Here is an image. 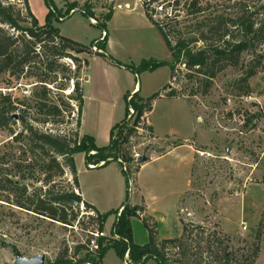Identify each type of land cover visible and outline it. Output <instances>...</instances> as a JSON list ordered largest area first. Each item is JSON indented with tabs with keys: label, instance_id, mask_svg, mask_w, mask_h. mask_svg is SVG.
I'll use <instances>...</instances> for the list:
<instances>
[{
	"label": "rangeland",
	"instance_id": "rangeland-1",
	"mask_svg": "<svg viewBox=\"0 0 264 264\" xmlns=\"http://www.w3.org/2000/svg\"><path fill=\"white\" fill-rule=\"evenodd\" d=\"M137 1L150 4V11L159 5H152L150 0H52L60 18L51 19L52 27L60 36L83 47H91L100 41L101 28L80 11H91L97 24H105L110 55H81L87 66L80 77L84 75L88 80L85 82L80 78L78 81L82 94L80 138L90 137L100 148L109 145L110 131L114 126L125 123L128 128L133 127L137 116L134 106L140 105L138 98L146 100L162 92L170 79L168 67L139 74L131 71L143 61L170 62L158 32L150 23H141L143 8L134 4ZM173 1L165 0L164 5L168 6ZM200 1L223 7L221 0ZM27 2L38 25L43 26L48 14L44 0ZM124 2L132 10H127ZM71 4L77 8L66 15ZM117 4L121 8L116 10ZM166 8L168 12L172 9L171 6ZM108 12L114 15L109 23L104 21ZM159 18L163 19V16L159 14ZM62 63L74 70L70 60L64 59ZM185 73L182 66H176L175 79L170 82V87L180 95L185 86ZM240 75L239 68L228 67L213 79L206 95L187 97L183 93L180 99L185 100L189 108L182 101L164 96L153 100L149 116L145 115L146 120L149 118L151 122L152 135L143 131L133 134L126 138L122 146L124 153L134 161L138 158L151 160L137 176L134 174L137 165L126 164L131 184L118 162L88 169L82 154L74 156L79 192L91 200L100 215L107 216L103 228L104 244L113 240L110 236L116 217L114 213L128 203H140L141 195L148 209L157 211L166 204L162 208L164 220L156 223L159 240H164L160 237H179L180 220L228 237L233 249L241 248L242 241L251 244L258 233L259 253L255 264H264V71H257L249 79L247 88L235 83ZM27 83L15 84V88L8 92L17 98L29 97L32 88ZM72 84L70 82L59 94L66 103L65 98L72 94ZM133 84H136L135 93L139 92L140 97L127 98L125 90ZM6 87V78L1 76L0 92H7ZM68 103L74 109L69 118H65L64 125H39L38 128L59 131L70 137L76 131L77 113L76 103ZM20 129L18 123L11 127L14 132ZM10 139L8 131L0 130V154L4 150L3 145ZM185 143L195 150L190 176L187 177L186 166L180 160L184 151L177 150L165 158L169 161L165 166L162 161L153 160L166 149ZM5 167L10 168V165ZM161 172L165 177L159 176ZM148 179L155 186L146 187ZM41 187L40 183L36 186ZM169 187L186 192L181 196L175 192L176 195L171 196ZM59 188L63 186L59 185ZM6 196L2 193L0 199V264H15L16 254L24 259L42 255L44 264L52 263L64 251L67 257H72L73 248L89 241L90 233L97 231L95 219L85 216L81 204L74 209L76 220L71 226H64L6 203ZM131 226L135 241H145L147 232L142 222L132 219ZM87 252L91 254L93 251L81 250L75 259L83 258ZM126 256L124 261L129 263ZM89 257L91 259L92 256ZM124 261L109 250L102 264H124ZM145 264L156 262L149 260Z\"/></svg>",
	"mask_w": 264,
	"mask_h": 264
},
{
	"label": "trees",
	"instance_id": "trees-1",
	"mask_svg": "<svg viewBox=\"0 0 264 264\" xmlns=\"http://www.w3.org/2000/svg\"><path fill=\"white\" fill-rule=\"evenodd\" d=\"M150 1L152 5H159L150 11V4L142 3L144 15L160 35L170 62L143 61L131 71L139 74L168 67L169 82L162 92L146 100L138 98L140 105L134 106L137 116L133 127L128 128L125 123L114 126L109 145L100 148L90 137L80 138L77 132L82 108L78 81L87 66L81 55L108 56L107 34L91 47H83L60 36L52 27L51 19H60L52 0H44L48 14L43 26L38 25L27 0H0V77L6 78L7 85V92H0V130L8 131L11 137L0 154V199L2 193H6V203L38 218L71 226L77 217L74 209L80 204L92 210L82 202L78 191L75 155H84L88 169L90 166L103 168L118 160L134 163L136 174L140 164L127 156L122 146L126 138L137 134V124L143 132L152 135L151 127L145 120L139 122V118L150 113L153 100L161 96L178 99L183 93L187 97L204 96L217 74L228 67L240 69V78L235 83L244 88L257 71H264V0H221L223 7L209 2L203 4L200 0H174L168 6L164 5L165 0ZM170 6L172 9L168 12L166 7ZM76 8L71 4L66 15ZM83 12L89 19L93 18L91 11ZM110 18L111 12H108L104 21ZM96 25L105 32L104 23ZM92 47L96 51H92ZM64 59L71 61L74 70L62 63ZM176 66L186 71L182 95L170 87ZM24 81L32 88L29 97H13L8 90ZM70 82H73L72 94L65 99L76 103V131L69 137L59 131L40 130L39 125L61 127L65 118L73 113L74 106L59 95ZM16 123L21 128L18 132L11 130ZM125 173L132 183L128 171ZM39 183L44 190L36 188ZM59 185L63 188L57 189ZM120 209L119 215V210L114 213L111 228V235H116L117 239L108 244H104V238L97 239L98 250L76 260L81 250H88L89 241H86L73 248L72 257H67L64 251L50 264H102L109 250L122 262L127 255L129 264H145L149 260L156 264H255L258 257V233L251 244L242 241L241 248L233 249L228 237L180 220L179 237L159 240L156 221L142 207L128 203ZM95 215L97 231L103 232L107 216L97 212ZM132 218L139 219L146 229L144 245L132 241Z\"/></svg>",
	"mask_w": 264,
	"mask_h": 264
},
{
	"label": "crops",
	"instance_id": "crops-1",
	"mask_svg": "<svg viewBox=\"0 0 264 264\" xmlns=\"http://www.w3.org/2000/svg\"><path fill=\"white\" fill-rule=\"evenodd\" d=\"M69 3H71V2H69ZM137 3H139V5H137ZM134 4L137 6V7H139L140 5L142 6V4L139 2V1H137L136 3L134 2ZM123 6L127 9L128 7L127 6H129V4L127 3V2H124V4H123ZM119 8H121V5H119V4H117L116 5V10L117 9H119ZM143 8V7H142ZM127 10H132V9H130V8H128ZM114 11V7H112L111 8V12H113ZM74 12V10H71L70 11V13L69 14H71V13H73ZM81 13V12H80ZM82 14V13H81ZM113 14V13H112ZM94 18V17H93ZM92 18V19H93ZM113 18H114V15H111V18H110V20H113ZM110 20L107 22V23H109L110 22ZM142 20H143V22H141V23H150L148 20H147V18L145 17V15H144V10H143V18H142ZM98 22V21H97ZM143 24V25H144ZM149 25H151V24H149ZM152 26V25H151ZM143 27V26H142ZM153 27V26H152ZM156 30V29H155ZM105 33L106 32H101V36L99 37V40L101 41L102 39H103V37H104V35H105ZM109 39H108V34H107V38H106V51H107V54L108 55H110L109 54ZM84 80L85 82H86V80H88V79H86V78H84V75H82L81 76V80ZM135 91H136V84H133L132 85V87H130V89L129 88H127L126 90H125V93H126V97L128 98V97H130V96H133L134 94H135ZM137 95L139 96V92L137 93ZM140 97V96H139ZM162 97V96H161ZM141 98V97H140ZM142 99V98H141ZM172 100H175V101H182L188 108H189V106H188V104L186 103V101L185 100H183V99H180V98H178V99H172ZM190 110V109H189ZM148 116H149V114H148ZM80 124H81V115H80ZM147 124H148V126L149 127H151V129H152V125H151V122L149 121V118L147 119ZM152 131H153V129H152ZM78 135H79V137H81L80 136V127H79V129H78ZM177 150H179V151H184V154H183V156H182V158H180V160L181 161H183V164H185V166H186V169H187V171H188V173H187V177L188 176H190V164H191V161H192V155L195 153V150L193 149V146H190V145H188V144H183V145H180V146H177V147H173L172 149H166L162 154H160L159 156H157L156 158H154L153 160H159V161H162L163 162V165L165 166V165H168L169 164V161L168 160H165V158H167L169 155H172V154H174L175 153V151H177ZM83 155V154H82ZM84 156V155H83ZM164 159V160H163ZM75 161V160H74ZM149 161H151V160H149ZM149 161H147V162H145V163H142V164H140V166H139V168H138V172L135 174L136 176L138 175V173L140 172V170L141 169H144L145 168V166L148 164V162ZM118 162V161H117ZM119 163V162H118ZM120 164V163H119ZM121 165V164H120ZM122 166V165H121ZM90 168H93L92 166H90ZM123 169V168H122ZM164 176V174L161 172L160 173V175L159 176ZM165 177V176H164ZM151 184L153 185V186H155L154 185V183H153V181H150V179H148L146 182H145V186L146 187H150L151 186ZM168 184H172L171 182H169ZM186 184L187 185H189L188 184V180L186 181ZM144 186V185H143ZM187 187V186H186ZM169 190H172V191H170L169 193H170V195L172 196V195H176L175 194V192L177 193L178 192V196H181V195H183L185 192H186V190H183V191H175V187H169L168 188ZM78 191H79V189H78ZM79 194H80V197H81V199H82V202L83 203H85V204H87L88 206H90L91 208H92V210H94L95 212H97V213H99L98 212V209L95 207V205L91 202V200L90 199H88L87 197H85V196H83L82 195V193L81 192H79ZM139 200H140V203H138V204H136V203H131V205H133V206H140V207H142L143 209H144V212L147 214V215H149V216H151V217H153L154 218V220L156 221V223L158 224V222L160 221V220H164V212H163V210H162V208H165V205L163 204L161 207H160V209L159 210H155V209H148V206L147 205H145V203L143 204V197L140 195V197H139ZM120 208H122V206L120 207ZM119 208V209H120ZM118 209V210H119ZM94 212V213H95ZM158 217H159V219H158ZM132 219H136V218H132ZM132 219H130V227H131V232H132V241H133V243L134 244H138V245H144L146 242H147V237H146V239H145V241H135V239H134V235H133V230H132V226H131V220ZM160 239H165V238H161L160 237ZM166 239H169V237L168 238H166Z\"/></svg>",
	"mask_w": 264,
	"mask_h": 264
},
{
	"label": "built area",
	"instance_id": "built-area-1",
	"mask_svg": "<svg viewBox=\"0 0 264 264\" xmlns=\"http://www.w3.org/2000/svg\"><path fill=\"white\" fill-rule=\"evenodd\" d=\"M80 12L82 14L84 13L83 11H80ZM89 20H90L91 23H93L95 25L97 24L93 19H89ZM92 51H96V49L95 48H92ZM130 112L132 113L131 109H130ZM143 120H145V123L147 124V120H146V116L145 115H143L142 117L139 118V122H142ZM135 130L137 131V133L142 132V130L140 129V125L139 124L136 125ZM118 162L122 165V168L124 169V171L127 172L126 164L123 163V162H121V161H119V160H118ZM129 184H131V183L129 182ZM81 207H82V209L84 211L83 213L85 214L86 217L96 219V215H95V213L92 210H90V209L85 210V208H83V205L82 204H81ZM121 210L122 209H119L118 215L120 214ZM90 237L91 238L89 239V242H88V249H89V251H96V250H98V245H97V242L96 241L99 238H104L105 237L104 233L103 232L95 231L94 233H90ZM110 237H111V239H117V236L114 235V234L111 235ZM124 264H129V263H127L126 261H124Z\"/></svg>",
	"mask_w": 264,
	"mask_h": 264
},
{
	"label": "water",
	"instance_id": "water-1",
	"mask_svg": "<svg viewBox=\"0 0 264 264\" xmlns=\"http://www.w3.org/2000/svg\"><path fill=\"white\" fill-rule=\"evenodd\" d=\"M139 164L145 162L144 158H138L136 160ZM45 258L44 256H37L31 259H24L19 254L15 255V264H44Z\"/></svg>",
	"mask_w": 264,
	"mask_h": 264
}]
</instances>
